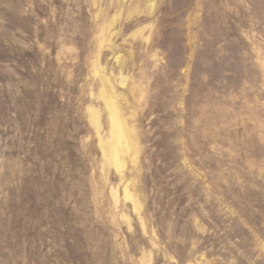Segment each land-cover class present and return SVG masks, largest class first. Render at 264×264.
<instances>
[{
	"label": "rangeland",
	"instance_id": "rangeland-1",
	"mask_svg": "<svg viewBox=\"0 0 264 264\" xmlns=\"http://www.w3.org/2000/svg\"><path fill=\"white\" fill-rule=\"evenodd\" d=\"M0 264H264V0H0Z\"/></svg>",
	"mask_w": 264,
	"mask_h": 264
}]
</instances>
